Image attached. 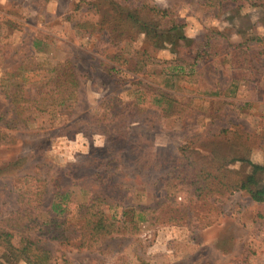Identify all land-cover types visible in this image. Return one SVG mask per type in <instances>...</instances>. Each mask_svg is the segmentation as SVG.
<instances>
[{
    "label": "rangeland",
    "instance_id": "rangeland-1",
    "mask_svg": "<svg viewBox=\"0 0 264 264\" xmlns=\"http://www.w3.org/2000/svg\"><path fill=\"white\" fill-rule=\"evenodd\" d=\"M92 1L0 0V76L6 68L28 60V66L35 69L26 75L35 80L49 76L51 67L70 59L80 80L71 113L55 119L41 114L21 127L0 122V219L18 207L21 192L34 189V184L36 190L43 186L35 177L48 180L45 199L51 197L55 184L71 188L75 200L85 192L81 185L88 189L85 195L93 197L103 187L90 179H78L79 173L103 169L113 157L107 176L120 185L109 189L117 202L152 207L165 199L167 206L182 203L187 210L183 221L144 222L134 232L114 233L104 242V253L41 237L54 254H64L74 264H264V202L254 201L243 191L200 200L187 186L162 184L159 178L165 170L154 168L177 154L188 137L213 127L211 114L217 111L224 112L222 125L236 124L263 136L255 139L253 146L257 147L249 158L264 164V149L259 147L264 144V41H250L235 54L229 49L217 52L221 48L216 47L225 41L239 42L242 34L262 35L264 5L247 3L233 9L229 4L208 7L198 0H114L170 8L184 23L186 34L197 40L188 54L192 62L194 45L206 33L212 35L211 52L216 53L177 67L169 47L154 45L148 32L136 34L133 40L109 41L98 24L93 25L98 11ZM106 5L107 0L101 8ZM36 38L41 41L34 47ZM137 57L148 59L142 69L134 68ZM106 64L119 69L109 73ZM158 88L181 102L170 116L153 102ZM117 99H139L146 109L120 124L123 118H113L112 110L122 106ZM185 106L193 113L189 125L183 127ZM123 109L128 113L130 105ZM0 113L6 118L12 115L10 101L1 89ZM129 147L137 164L131 163ZM203 148L199 149L202 153ZM229 148L224 146L221 151ZM227 165L242 173L249 169L240 161ZM71 166L73 175L58 180L62 173H72ZM172 214L163 213V218Z\"/></svg>",
    "mask_w": 264,
    "mask_h": 264
},
{
    "label": "trees",
    "instance_id": "trees-1",
    "mask_svg": "<svg viewBox=\"0 0 264 264\" xmlns=\"http://www.w3.org/2000/svg\"><path fill=\"white\" fill-rule=\"evenodd\" d=\"M103 1L105 0L90 2L98 11V20L93 25L98 24L97 27L104 31L109 41L117 43L121 39L133 40L136 34L148 32L154 45L169 47L175 56L177 67H184L192 62L188 59V54L197 40L186 34L184 23L173 16L170 8L146 3L145 6L134 3L120 4L114 0H107L108 5L101 8ZM198 2L208 7L219 6L220 8L229 4V7L233 9H239L247 3L254 6L264 5V0H198ZM212 31L220 35L218 30L212 29ZM242 35L244 36L239 42L225 41L216 44V47L221 48L217 52L229 49L233 50L232 54H235L234 52H239L240 47L249 45L250 41H264V33L261 35L254 32ZM206 36L208 39H205ZM211 36L206 33L199 43L194 45L197 50L192 53L194 60L191 65L210 53H216L211 52V47H214L209 42ZM40 41V39H34L33 46H38ZM141 51L143 52L141 54H148L147 50ZM129 60L130 58L128 62ZM147 60V58L137 57L134 68L142 69ZM28 65H31L28 60L22 61L15 67L6 68L0 76L1 92L9 99L12 107V115L9 118L0 113V122L7 127L26 126L29 121L35 120L36 116L41 114L51 115L54 119L60 115L69 114L78 100L80 80L70 59L58 62L51 67L49 76L35 80H29L26 75L27 72L35 69ZM118 69L116 64H106V70L109 73H114ZM156 90L158 93L153 98V102L161 107L165 116H170L172 110L181 102L173 94L159 88ZM119 101L122 106L120 108L113 106L112 110L113 118H123L120 124H125L146 109L141 106L139 99L138 101L119 99L115 102L119 103ZM106 102L107 100L104 105ZM128 105L130 110L125 113L126 109L123 108ZM199 112L202 113L201 110ZM192 113L191 107L185 106L182 109L183 127L189 125ZM206 115L210 116L207 113ZM223 115L224 112L218 111L211 114L213 127L210 125L207 131L191 135L179 147L177 154H172L154 166L158 170H165L159 180L172 188L180 185L187 186L200 200H206L212 196L221 198V195L243 191L254 201L264 202V164L256 163L249 158L253 147H257L253 146L256 143L255 139H262L263 136L246 131L236 124L230 127L222 125L220 120ZM117 126L118 124L115 128ZM111 135L114 136V134ZM224 146L231 148L225 150L226 152L221 151ZM202 147H206L202 149L205 151L203 153L199 151ZM259 147L264 149V144ZM121 149L124 148L121 147ZM129 149L131 163L137 164L134 160L133 148L129 147ZM114 160L110 157L103 169L96 167L93 172L79 173L78 177L81 178L78 179L82 181L90 179L93 182H99V185L103 187L102 191L93 194L91 198L85 195L88 189L82 185L80 188L85 192L75 200L72 197L71 188L55 184L56 188L51 197L45 199L44 193L48 180L35 177L38 182H43V186L36 190L34 184V189L21 192L18 197V207L0 219V264H16L20 261L26 264H74L64 254L59 257L47 248L42 243L43 236L66 244L73 243L79 249L104 253L106 248L103 244L114 233L134 232L144 222L157 224L164 221L173 223L183 221L187 210H184L182 203L172 202V205L167 206L169 204L165 199L152 207L124 205L117 202L118 200H115L109 189L110 187L118 188L120 185L118 182L109 181L107 176V173L111 172L109 167L111 168ZM231 161L246 164L248 171L246 173L236 171L227 165ZM74 170L73 168L72 173L68 171L62 173L57 179L61 181L63 177L73 175ZM172 181L174 185L170 184ZM168 212L175 214L168 216L166 220L163 218V213Z\"/></svg>",
    "mask_w": 264,
    "mask_h": 264
}]
</instances>
